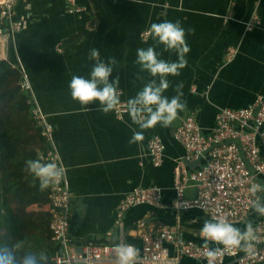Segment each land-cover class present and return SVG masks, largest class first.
Instances as JSON below:
<instances>
[{"label":"crops","instance_id":"0c3cea01","mask_svg":"<svg viewBox=\"0 0 264 264\" xmlns=\"http://www.w3.org/2000/svg\"><path fill=\"white\" fill-rule=\"evenodd\" d=\"M76 5L83 11L69 13L65 0H17L13 16L24 22L23 29L12 35L8 23L0 22L6 24L0 28V61L23 66L67 169L72 243L78 248L121 241L138 246L135 229L143 220L154 227L179 224L183 239L202 246L200 229L211 218L199 209L176 211L171 206L178 169L192 171L197 166L185 161L184 147L174 133L191 114L207 133L222 109L247 107L264 94V0H76ZM254 14L260 23L249 31L246 24ZM164 20L179 21L186 31L187 67L179 76L168 77L170 87L164 94L175 96L177 85L183 84L186 107L170 127L145 130L144 140L132 144L133 132L141 129L128 112L123 117L114 111L106 115L98 103L84 111L72 99L69 84L73 75L89 77L96 63L89 59L90 51L98 48L103 62L117 61L110 82L119 78L121 100L134 98L152 79L136 63L137 48L153 46L163 59L176 60L151 34L144 36L152 23ZM156 135L165 143L164 161L158 167L148 152V142ZM260 146L264 158V137ZM150 186L163 189L162 205L130 208L119 227L117 209L125 196ZM195 193L192 185L186 188V197ZM40 210H50L49 204L38 200L20 208L19 215ZM259 220L264 216L253 209L234 226L243 230L248 222L254 226ZM181 264L202 263L184 257Z\"/></svg>","mask_w":264,"mask_h":264},{"label":"built area","instance_id":"2783aa9c","mask_svg":"<svg viewBox=\"0 0 264 264\" xmlns=\"http://www.w3.org/2000/svg\"><path fill=\"white\" fill-rule=\"evenodd\" d=\"M17 0H0V19L8 23L12 35L24 27L23 21L14 20V5ZM69 13H80L83 8L76 5V0H66ZM260 23L254 14L247 22V30H252ZM150 33H144L148 36ZM23 78L20 88L29 94L28 104L32 107L31 115L37 124L43 127V133L52 148L40 159L43 162L56 161L64 164L55 148L53 127L40 106L32 89L29 77L21 66ZM122 97V96H121ZM123 117L127 103L121 100L114 111ZM264 137V94L244 108H224L216 116L215 127L204 133L194 114L188 115L177 128L174 138L185 150L187 163L196 164L188 171L183 168L177 171L174 183L175 196L171 206L176 211L199 209L210 218L226 219L233 225L244 222L253 210L254 197L248 188L253 183L263 187L264 158L261 155L260 139ZM148 152L154 166L162 165L165 155V143L156 135L148 142ZM65 178L49 188L51 204L50 230L52 240L59 250L53 257L56 264H115L114 244L88 243L76 247L69 237L70 202L72 194ZM192 185L195 196L188 198L186 188ZM158 186L138 187L128 193L117 209L116 224L123 227V215L132 207L149 205L160 207L164 193ZM263 192L257 193L262 198ZM256 240L251 253L238 248L225 251L215 264H264V220L253 226ZM135 232L139 245H134L139 254L135 264H181L184 257L208 264L206 252L194 241L185 240L181 235L179 224L165 227H154L141 220L136 224ZM124 242V241H121Z\"/></svg>","mask_w":264,"mask_h":264},{"label":"clouds","instance_id":"9594fccd","mask_svg":"<svg viewBox=\"0 0 264 264\" xmlns=\"http://www.w3.org/2000/svg\"><path fill=\"white\" fill-rule=\"evenodd\" d=\"M149 33L156 45H162L165 52L174 53L176 60L163 59V53H158L153 46L136 49V63L141 71L147 72L152 79L134 98L126 102L132 121L141 129L133 132L130 139L132 144L144 140L145 130L154 129L158 125L164 128L170 127L186 107L181 99L183 84L177 85L175 96L169 98L164 95L170 87L168 77L179 76L187 67L186 57L190 48L186 41V31L179 21L173 23L164 20L152 23ZM89 59L96 61L89 77L73 75L69 84L70 95L82 106V110L89 111L88 105L98 103L99 111L107 115L118 109L123 95L119 78L110 82L113 66L117 61L110 59L107 63L103 62L98 48L90 51ZM140 78L136 77V79ZM25 171L39 182V189L42 192L59 183L66 176V170L61 163L43 162L39 158L27 160ZM248 191L254 197L252 207L255 213L264 216V199L257 195L264 192V187L260 183H253ZM200 234L208 264H215L225 251L234 248L251 253L254 241L257 239L251 222H248L242 230L226 219L215 217L203 221ZM25 248L26 243L23 240H16L11 244L0 241V264H48L46 254L26 251ZM113 252L115 264H135L139 254V250L134 245L126 242H114Z\"/></svg>","mask_w":264,"mask_h":264},{"label":"trees","instance_id":"16d2710c","mask_svg":"<svg viewBox=\"0 0 264 264\" xmlns=\"http://www.w3.org/2000/svg\"><path fill=\"white\" fill-rule=\"evenodd\" d=\"M5 26L0 23V28ZM22 78L18 62L14 66L0 61V241L23 240L26 251L43 252L48 264H56L59 246L50 230L49 189L40 191L37 180L25 171L27 160L38 159L52 145L31 115L29 94L20 88ZM38 200L50 210L19 215L20 208Z\"/></svg>","mask_w":264,"mask_h":264},{"label":"rangeland","instance_id":"374dc122","mask_svg":"<svg viewBox=\"0 0 264 264\" xmlns=\"http://www.w3.org/2000/svg\"><path fill=\"white\" fill-rule=\"evenodd\" d=\"M0 22H1V19H0Z\"/></svg>","mask_w":264,"mask_h":264}]
</instances>
